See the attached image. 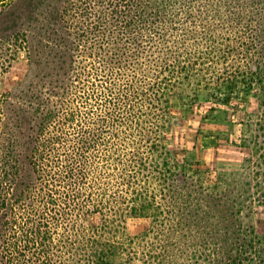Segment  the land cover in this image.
Returning a JSON list of instances; mask_svg holds the SVG:
<instances>
[{
    "label": "trees",
    "instance_id": "16d2710c",
    "mask_svg": "<svg viewBox=\"0 0 264 264\" xmlns=\"http://www.w3.org/2000/svg\"><path fill=\"white\" fill-rule=\"evenodd\" d=\"M21 54L0 93V264H158L148 234L186 179L168 136L203 96H264V0H0V77ZM252 237L225 264H264Z\"/></svg>",
    "mask_w": 264,
    "mask_h": 264
},
{
    "label": "rangeland",
    "instance_id": "374dc122",
    "mask_svg": "<svg viewBox=\"0 0 264 264\" xmlns=\"http://www.w3.org/2000/svg\"><path fill=\"white\" fill-rule=\"evenodd\" d=\"M26 71L21 54L0 77V93L11 91ZM168 145L186 179L184 195L168 202L175 215L165 216L148 234L149 246L162 253L157 263L203 264L213 257L225 264L240 236H253L262 242L259 249L264 248V96L231 107L214 105L203 96L172 128ZM149 224L132 219L129 231L144 233ZM208 252H214L210 260Z\"/></svg>",
    "mask_w": 264,
    "mask_h": 264
}]
</instances>
